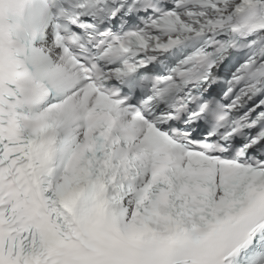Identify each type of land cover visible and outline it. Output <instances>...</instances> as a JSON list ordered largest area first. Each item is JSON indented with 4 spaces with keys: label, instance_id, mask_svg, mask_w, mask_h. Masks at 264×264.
Segmentation results:
<instances>
[{
    "label": "snow or ice",
    "instance_id": "6c2138e0",
    "mask_svg": "<svg viewBox=\"0 0 264 264\" xmlns=\"http://www.w3.org/2000/svg\"><path fill=\"white\" fill-rule=\"evenodd\" d=\"M0 264H264V0H0Z\"/></svg>",
    "mask_w": 264,
    "mask_h": 264
}]
</instances>
